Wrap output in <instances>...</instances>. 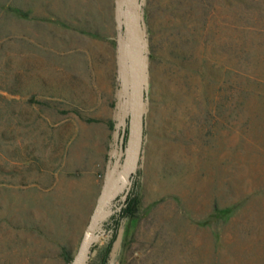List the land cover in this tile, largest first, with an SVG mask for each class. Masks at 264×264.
Segmentation results:
<instances>
[{
    "label": "rangeland",
    "instance_id": "1",
    "mask_svg": "<svg viewBox=\"0 0 264 264\" xmlns=\"http://www.w3.org/2000/svg\"><path fill=\"white\" fill-rule=\"evenodd\" d=\"M74 1L80 19L67 0H0V264H69L92 207L83 211L81 190L63 186L90 181L98 200L118 155L129 84L121 0L113 65L104 37L73 39L97 51V96L83 93L91 75L81 57L55 69L47 52L67 40L62 18L87 26L93 2L103 24L105 0ZM49 8L59 14L32 18ZM142 23L139 211L113 235L106 223L120 194L108 200L85 264H264V0H142ZM103 122L105 168L88 174L78 161L90 151L101 161L89 142ZM32 183L41 190H25ZM57 201L59 212L49 208Z\"/></svg>",
    "mask_w": 264,
    "mask_h": 264
},
{
    "label": "water",
    "instance_id": "2",
    "mask_svg": "<svg viewBox=\"0 0 264 264\" xmlns=\"http://www.w3.org/2000/svg\"><path fill=\"white\" fill-rule=\"evenodd\" d=\"M123 37L122 58L126 60L129 84L124 100L123 123L118 140V155L112 163L104 189L89 217L76 254L69 264H85L95 230L104 205L120 194L123 201L136 175L144 135V57L146 50L142 23V0H121V23ZM112 196L106 201L107 196Z\"/></svg>",
    "mask_w": 264,
    "mask_h": 264
},
{
    "label": "crops",
    "instance_id": "3",
    "mask_svg": "<svg viewBox=\"0 0 264 264\" xmlns=\"http://www.w3.org/2000/svg\"><path fill=\"white\" fill-rule=\"evenodd\" d=\"M67 1L68 2L66 3V5H68V9L71 10L72 8V12H75L74 13L76 14L75 16H77V18L80 19L81 9L79 7L75 9L77 3H75L74 0H67ZM88 6L91 9L89 10V14L92 15V19L89 15L88 16L89 21H86L87 26L80 25V22L78 20H75L74 22H71V21L67 22L62 18L63 20L62 23L66 25V29H67V33H66L67 40L62 39V42L60 41L56 42L55 46H54V43L50 44L49 42V44L47 45L48 46L47 52L49 54L55 55L56 57L54 59H56L55 61L58 64L55 66V69H73L75 66L73 67L72 62L75 59L81 57V61L85 64V67L83 66L82 69H84V71L85 70L88 71L89 76L91 75V77L85 81L86 84H82L87 89L83 93L84 94L87 93L89 96L91 95L97 96L98 94H100L99 88H98L99 84L97 80V75L102 70L101 68L99 69L95 66L96 65L95 63L97 62V51L95 49L91 50L90 46L88 45V42L86 44L84 43L83 44L84 47H82L80 46V44H82L83 42L74 41L73 39L74 38L78 39L80 38V36H84V37L92 38V39L97 36L104 37L106 44H109L108 50L106 51L105 49V51L103 52L105 53L104 58L106 61L108 60L109 65H113V63L115 62V58L113 57L111 44H112V39L115 37V33H116L115 27H116L117 9L115 8L114 0H105L104 12L101 11L102 16H104V18L103 20L100 19V21H102L103 24L98 26L97 25V7L96 5H94V2L93 4L91 3ZM58 11H59L58 9L54 11L53 8H49V10H42L39 13H37L36 10L34 9L32 12L33 14L32 18L36 19V17L39 15L40 16L39 19H43L44 18L43 15H45L46 13H48V15H51L53 17L52 14L54 13L59 14V13H56ZM99 12L100 11H98V13ZM40 21H43V20H40ZM60 26H63V25H60ZM37 32L38 30H34V35H36ZM24 37L27 38V34H25ZM33 42L34 44H39V46L42 47L41 52L45 50L46 47L44 46V44L35 42V36L33 37ZM110 131H111V128L105 122L100 124L98 127H95L94 137L90 138L89 146H91L92 148L94 145L95 155H100L101 161L99 163L95 162L92 159L93 154L90 151L87 157L86 155L84 156L86 159L82 164L80 163V161H78V166L83 165V171L85 173H88V174L96 173L98 170L97 169L98 167L101 169V171H103V169L105 168V155H106V149L110 144ZM144 134H145V115H144ZM143 139H144V135H143ZM78 146L82 147L81 141L78 143V145L74 147L73 149L74 155L75 153H77ZM140 162H141V156H140V161H139V166H138L139 170H140ZM88 182H89L88 185L87 184H84L82 186L78 185V187L73 183H68L67 185H65V187L63 186V190H66L67 192H72L73 190H81L80 197L82 199V209L85 212H89L91 207L93 211L98 201L96 184L91 185L90 181ZM142 184H144L143 178H142ZM40 187L41 186L38 183H32L31 185L25 187V190L36 192L38 190H41ZM56 188L58 189L59 186H57ZM30 202H31V212L33 214L38 213L39 210H38V202H37L36 197L35 196L32 197L30 199ZM140 202H141V194H140ZM52 204H50L49 208L56 207L57 208L56 212H59L58 206H60V202L57 201V205L55 203L53 205ZM65 205L67 206L69 205V203L65 202Z\"/></svg>",
    "mask_w": 264,
    "mask_h": 264
},
{
    "label": "trees",
    "instance_id": "4",
    "mask_svg": "<svg viewBox=\"0 0 264 264\" xmlns=\"http://www.w3.org/2000/svg\"><path fill=\"white\" fill-rule=\"evenodd\" d=\"M140 170L137 169L136 175L133 179L132 186L127 193L126 198L120 203V208L117 209L107 220V231L113 235L117 232L120 221L124 217H136L140 206ZM69 263L71 259L66 257Z\"/></svg>",
    "mask_w": 264,
    "mask_h": 264
},
{
    "label": "bare ground",
    "instance_id": "5",
    "mask_svg": "<svg viewBox=\"0 0 264 264\" xmlns=\"http://www.w3.org/2000/svg\"><path fill=\"white\" fill-rule=\"evenodd\" d=\"M112 195L111 194H109L108 196H107V198H106V201L111 197Z\"/></svg>",
    "mask_w": 264,
    "mask_h": 264
},
{
    "label": "built area",
    "instance_id": "6",
    "mask_svg": "<svg viewBox=\"0 0 264 264\" xmlns=\"http://www.w3.org/2000/svg\"><path fill=\"white\" fill-rule=\"evenodd\" d=\"M125 100V99H124ZM124 112V111H123ZM122 119H123V113H122ZM120 136V135H119ZM118 140H119V138H118ZM117 146H118V141H117ZM118 149V148H117Z\"/></svg>",
    "mask_w": 264,
    "mask_h": 264
},
{
    "label": "flooded vegetation",
    "instance_id": "7",
    "mask_svg": "<svg viewBox=\"0 0 264 264\" xmlns=\"http://www.w3.org/2000/svg\"><path fill=\"white\" fill-rule=\"evenodd\" d=\"M120 203H122V200H121V202Z\"/></svg>",
    "mask_w": 264,
    "mask_h": 264
}]
</instances>
